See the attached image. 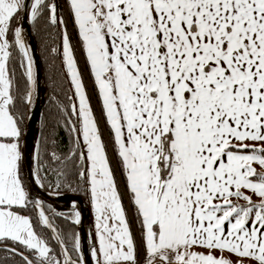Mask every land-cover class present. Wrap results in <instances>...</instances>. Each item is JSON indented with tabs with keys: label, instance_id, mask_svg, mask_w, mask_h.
<instances>
[{
	"label": "snow or ice",
	"instance_id": "6c2138e0",
	"mask_svg": "<svg viewBox=\"0 0 264 264\" xmlns=\"http://www.w3.org/2000/svg\"><path fill=\"white\" fill-rule=\"evenodd\" d=\"M25 22L59 29L72 89L51 98L27 172ZM44 189L86 197L87 251L78 199L46 211ZM0 251L18 264H264V0H0Z\"/></svg>",
	"mask_w": 264,
	"mask_h": 264
},
{
	"label": "trees",
	"instance_id": "16d2710c",
	"mask_svg": "<svg viewBox=\"0 0 264 264\" xmlns=\"http://www.w3.org/2000/svg\"><path fill=\"white\" fill-rule=\"evenodd\" d=\"M32 31H33V34H34V37H35V40H36V43L39 49L42 67H43V73H44V82H45V87L47 91V96H46V99L43 105L41 118H40V129H39V136H40L42 132V122L47 118H51V116L55 113V104L51 98L55 96L60 101H64L65 93H71L72 89H71L69 78L67 76V71L63 66L62 40L56 34L59 32V29L57 28L54 32L53 29L41 23L40 25L37 26V28L32 27ZM68 34L69 36L73 38L74 54H75V59L77 61V66H78L79 71L82 74L83 81L87 88V91L89 95L91 96V104H92L94 113L97 114V107L99 108V105L97 102V98L92 94V83L89 80L86 63L82 56V50L77 42V35H76V32L71 22L68 23ZM53 46H56L57 48L56 53H52L51 51V48ZM95 101H96V104H95ZM100 115H101V111H100ZM43 130L46 131V129H43ZM106 131H107V128H106ZM107 135H108V131H107ZM60 136L63 137V142L67 144V136L65 135L63 130L60 131ZM60 191L78 193L82 195L79 192H72L66 189H61ZM84 198L86 200V197ZM126 203L127 202L124 201L125 208L128 212L129 217L131 218V213L133 216L134 212L132 208L131 210L128 209V205ZM45 206H46V211H47V204H45ZM53 219H54L55 224L58 227H61L67 230L68 225L65 224L62 218H53ZM37 231L46 236L49 234L46 228H43V229L38 228ZM18 262H19V257H16L15 260H13L11 257H7L3 251H0V264H18Z\"/></svg>",
	"mask_w": 264,
	"mask_h": 264
},
{
	"label": "water",
	"instance_id": "95a60500",
	"mask_svg": "<svg viewBox=\"0 0 264 264\" xmlns=\"http://www.w3.org/2000/svg\"><path fill=\"white\" fill-rule=\"evenodd\" d=\"M25 38L26 42L29 44L30 48L32 49V56L35 61L37 67V91L34 94V101L31 107L30 116H26L27 122V145L24 148L26 159L24 161V170L27 172L30 170L31 167V158L30 152L34 150L35 140L39 136V129H40V118L43 109V105L47 96V91L44 82V73L42 62L40 58L39 49L32 31L31 25L25 22ZM38 190V189H34ZM41 195L45 198V204H51L53 208H55L58 212H63L70 209V198H76L79 201V207L82 211L83 222L80 227V231L82 234V248L87 251V235L89 230V225L91 221V215L89 209L85 203V198L78 194V193H71L66 191H61V195H53L49 194L47 189L40 190Z\"/></svg>",
	"mask_w": 264,
	"mask_h": 264
},
{
	"label": "rangeland",
	"instance_id": "374dc122",
	"mask_svg": "<svg viewBox=\"0 0 264 264\" xmlns=\"http://www.w3.org/2000/svg\"><path fill=\"white\" fill-rule=\"evenodd\" d=\"M70 39H71V42H72V47H73V50H74V41H73V38L70 36ZM75 55V54H74ZM90 80V79H89ZM95 104H96V101H95ZM96 115V117H97V119L100 121V130H101V133L103 134V137L105 138V140H107V131H106V127H105V125H104V123H103V120H102V118H101V115H100V111H99V108L97 107V114H95ZM109 155L111 156L112 154H111V150H109ZM113 162H115L114 160H113ZM125 201L127 202L126 204L128 205V209H130L131 210V207H130V205L128 204V201H127V198H125ZM129 210V211H130ZM131 213V212H130ZM131 217H132V213H131ZM133 231L134 232H136L137 230H136V228L134 227L133 228ZM137 239H139V237L137 236Z\"/></svg>",
	"mask_w": 264,
	"mask_h": 264
},
{
	"label": "crops",
	"instance_id": "0c3cea01",
	"mask_svg": "<svg viewBox=\"0 0 264 264\" xmlns=\"http://www.w3.org/2000/svg\"><path fill=\"white\" fill-rule=\"evenodd\" d=\"M81 50H82V49H81ZM82 56H83V58H84L83 52H82ZM84 60H85V58H84ZM88 77H89V79H90V82L92 83L89 73H88ZM97 102H98V100H97ZM98 105H99V103H98ZM99 109H100V106H99ZM100 111H101V109H100ZM241 202H242V201H241ZM233 259H235V257H233Z\"/></svg>",
	"mask_w": 264,
	"mask_h": 264
}]
</instances>
